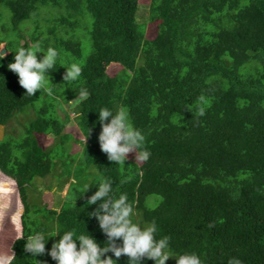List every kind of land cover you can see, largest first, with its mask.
<instances>
[{
    "label": "trees",
    "instance_id": "trees-1",
    "mask_svg": "<svg viewBox=\"0 0 264 264\" xmlns=\"http://www.w3.org/2000/svg\"><path fill=\"white\" fill-rule=\"evenodd\" d=\"M141 1L0 0L13 30L0 27V45L9 53L0 67V126L34 114L16 136L0 141V193L16 185L23 206L25 238L12 245L15 264H56L47 254L34 258L25 251L27 236L38 231H88L101 246L106 241L98 221L88 216L97 189L68 190L59 210L29 201L33 180L51 174L55 157L67 150L64 131L72 124L86 140L80 165L111 181L140 220H154L158 238H170L173 255L194 252L202 264H228L233 257L264 264V0H149L148 16L138 21ZM23 23L29 27L20 30ZM148 27L155 29L152 38ZM21 41L57 49L51 96H25L8 69ZM73 63L82 75L64 83L61 66ZM73 102L75 118L65 113L63 121L59 110ZM105 107L129 111L146 135L148 161L108 160L98 141V112ZM48 136L55 145L44 148L39 137ZM78 173L71 168L66 180L73 178V184ZM150 197L160 198L156 207ZM59 238H50L46 249ZM117 264H128V257Z\"/></svg>",
    "mask_w": 264,
    "mask_h": 264
},
{
    "label": "clouds",
    "instance_id": "clouds-1",
    "mask_svg": "<svg viewBox=\"0 0 264 264\" xmlns=\"http://www.w3.org/2000/svg\"><path fill=\"white\" fill-rule=\"evenodd\" d=\"M5 46H0V67H3L2 61L6 55L2 51ZM14 52V62L7 67L18 76L19 85L26 90L25 96H35L38 91L51 96L53 90L48 85L53 84L51 73L57 68V49L49 46L42 50L36 44L20 46ZM37 53H43L42 57L38 58ZM61 67L65 68L64 83L75 82L82 75V68L75 63ZM80 94L88 95L86 90H81ZM199 115H205L202 108ZM98 122L102 129L98 136L100 149L110 162L125 164L130 153H135L136 161L149 160L151 153L146 146V135L132 123L126 108L121 107L115 113L107 107L101 108ZM90 185L97 186V190L88 200L89 205H96V208L88 216L98 221L99 229L106 236L103 246L88 231V234L77 236L73 230L61 232L57 228L54 234L38 231L27 236V253L34 258L47 254L56 264H117L122 255L128 257V264H146L149 260L154 261V264H166L170 258H175L176 264H202L200 256L194 252L173 255L170 238H158L156 222L140 220L127 196H117L114 193L111 181L95 180L87 186V190ZM8 191L10 193L11 189ZM57 235L60 238L51 244L50 249H46L49 239ZM24 238L22 232L17 236V240ZM109 253L113 255H108ZM15 260L12 250L0 254V264H15ZM228 264H242V261L233 257L228 260Z\"/></svg>",
    "mask_w": 264,
    "mask_h": 264
},
{
    "label": "rangeland",
    "instance_id": "rangeland-1",
    "mask_svg": "<svg viewBox=\"0 0 264 264\" xmlns=\"http://www.w3.org/2000/svg\"><path fill=\"white\" fill-rule=\"evenodd\" d=\"M148 4L149 0L141 1V9L138 13V21H142L148 16ZM0 13L3 14H0V16H2V19L0 18V27L3 25L7 28V32H12L13 30H11L9 23L10 12L6 10L3 6H0ZM23 26L25 28L29 27L28 23H23L19 27V29L21 30ZM33 28L34 26L31 25V28L29 30L32 32ZM3 33L4 32H1L0 36H3ZM16 33L18 32H14L15 36ZM14 35L11 34V37L14 38ZM146 35L148 38L154 37L155 29L148 27ZM81 42L85 49L89 48L90 42L88 38L83 37ZM22 44L23 41L20 42V46ZM3 45L5 44H1L0 46ZM8 54L9 53H6L5 56H7ZM76 103L77 102H73L70 106L63 105V111L59 110V116L63 121H65V113L69 115L71 120L75 118L74 114L72 113V108L75 107ZM33 117V112L29 111L28 113L20 114L14 120H12V122L9 124V127L6 128L0 126V141L4 140L5 135H9V133L16 136L18 131L26 124L28 119ZM64 133L69 135V143L67 150L63 153L60 152L59 156L55 157L54 170L51 172V174H49L45 178H35L31 186L29 187V201L32 206L37 205L41 207V205L44 206L47 204L48 206H51V208L59 210L60 205L63 203V201L64 203H66V199L70 198L68 197L69 195H67L68 190H70L71 194V191L74 192L76 190H86L89 192H93L97 189L96 185H90L87 190V186L91 182L101 179L99 173L93 167L86 169L85 166L80 165L83 164V162L80 161L82 157L80 153L83 150L82 144L86 142L80 127H77L76 124H72L71 126H68ZM39 140L41 142V146L44 148H51L55 145L53 136L39 137ZM60 147L61 146H59V148ZM128 158L133 161H136L135 153H130L128 155ZM136 162L140 163L141 161ZM58 166L61 167L58 168ZM71 168H73L74 170L78 169V172L80 171V173H78V176L75 178V182L73 184H70L71 182H73V178L66 180L67 174L65 175V173L71 171ZM1 175L0 179H4V176ZM53 175L55 177H53ZM65 180L66 183L64 185ZM11 188L12 191L10 193H0V254L11 252L14 241L17 239V236L21 233V215L23 213V206L21 204L16 185L14 188L16 192L13 190V187ZM158 201H160V198L150 197L148 203L151 204L152 207H156V205L159 203Z\"/></svg>",
    "mask_w": 264,
    "mask_h": 264
},
{
    "label": "water",
    "instance_id": "water-1",
    "mask_svg": "<svg viewBox=\"0 0 264 264\" xmlns=\"http://www.w3.org/2000/svg\"><path fill=\"white\" fill-rule=\"evenodd\" d=\"M2 51H3L4 53H7V50H6V48H4Z\"/></svg>",
    "mask_w": 264,
    "mask_h": 264
}]
</instances>
